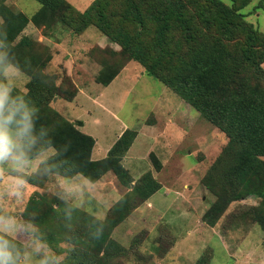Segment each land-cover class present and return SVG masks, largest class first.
<instances>
[{
    "label": "trees",
    "instance_id": "trees-1",
    "mask_svg": "<svg viewBox=\"0 0 264 264\" xmlns=\"http://www.w3.org/2000/svg\"><path fill=\"white\" fill-rule=\"evenodd\" d=\"M36 1L40 9L28 16L0 0V72L14 67L29 79L24 91L10 93L33 112L28 162L49 150L53 154L37 173L14 176L43 189L51 176H82L96 184L112 173L128 190L106 220L59 197L31 196L25 219L37 228L34 237L54 250H61L62 243L71 246L59 264H122L119 258L129 252L112 234L162 184L151 172L134 180L124 165L136 130L127 129L105 159L93 160L96 141L80 129L83 122L70 121L52 106L56 98L73 102L79 89L73 81L57 84L48 71L53 50L25 35L30 24L46 37L60 25L76 36L97 28L120 47H105L106 56L99 52L105 48L90 49L89 57L102 67L98 84L109 86L127 65L137 63L220 129L229 142L202 180L215 197L203 221L214 228L232 204L255 198L258 204L238 220L257 224L264 232V35L240 12L254 0H230L232 6L221 0H95L84 12L67 0ZM263 7L260 0L258 8ZM150 159L160 172L159 158L151 153ZM4 236L20 257L24 245ZM212 260L209 251L195 264Z\"/></svg>",
    "mask_w": 264,
    "mask_h": 264
},
{
    "label": "rangeland",
    "instance_id": "rangeland-1",
    "mask_svg": "<svg viewBox=\"0 0 264 264\" xmlns=\"http://www.w3.org/2000/svg\"><path fill=\"white\" fill-rule=\"evenodd\" d=\"M69 1L85 11L94 0ZM221 1L233 5L230 0ZM6 4L12 10L22 11L28 16L34 15L41 7L36 0H6ZM259 4L260 0H254L240 12L264 35V7L258 8ZM25 35L33 37L32 30H25ZM67 36L81 39L62 25L54 28L51 34L55 43L59 44ZM87 36L91 39L88 45L109 42L111 46L107 48H119L95 27H90L83 38L87 40ZM107 48L98 50L100 54H105ZM52 50L54 59L48 71L59 79L57 84L62 81L74 82V78L63 69L64 66L57 65L59 69L54 68L57 51ZM97 65L99 68L96 67V73L102 68L99 63ZM87 77L90 79L88 82L94 80L89 75ZM28 81V77L14 67L0 72V83L11 91L15 88L24 91ZM116 82L110 89L113 95L108 96L113 104L105 101L112 117L99 109L97 104L89 107V113L103 120L102 129L113 131V142L119 135L117 124L120 123L116 120L122 121L128 129L139 132L124 164L130 169L134 180L151 172L162 184L159 192L140 205L126 222L114 230L112 239L129 252L119 261L122 264H195L205 252L212 251L211 264H264V232L257 224L238 220L242 212L254 205L252 201L232 204L214 228L203 221L215 197L206 190L202 180L227 146L228 137L177 94L148 76L137 63H132L128 73ZM57 100L60 99L56 98L52 106L70 117L66 108L73 105L64 100L57 103ZM93 126V122L88 123V127ZM151 153L163 164L160 172L152 164ZM52 154V150L41 154L19 171H13L11 164L0 166V215L13 217L17 225L0 234L24 245L18 264H40L45 255L61 263L71 248L69 244L62 243L59 246L63 251L58 247L54 250L36 239L35 233H25L24 228L29 226L35 232L37 230L32 224H27L25 219V215L29 214L26 208L34 194L59 197L100 220H106L113 205L128 191L114 174L109 173L98 184H92L82 176L73 179L51 176L43 189L24 183L20 189L21 195H13L14 185L19 178L14 174L37 173L41 164ZM232 231L245 236V241L239 245L231 244L227 234ZM41 245V251L37 252L36 249Z\"/></svg>",
    "mask_w": 264,
    "mask_h": 264
},
{
    "label": "crops",
    "instance_id": "crops-1",
    "mask_svg": "<svg viewBox=\"0 0 264 264\" xmlns=\"http://www.w3.org/2000/svg\"><path fill=\"white\" fill-rule=\"evenodd\" d=\"M71 4L74 7H76L73 3ZM78 10L81 12H84L80 9ZM28 29L29 30L31 29L33 32V37L32 36L30 37L34 38L38 42H41V43H44L50 46L52 49L57 51L55 52L56 57H55V61L53 62L55 64L54 68L59 69L58 67L64 66L63 69L67 71L68 75H71L74 78V82L79 89V93L77 97L75 98V100L73 102H68V103H71L73 106L66 108L67 110L66 112L70 115V117H68L63 111H60V113H62L72 122H76V121L83 122V126L80 129L84 133L92 136L96 141V144H95V147L92 153L93 160L99 161V160L105 159L108 156L110 150L115 145V143L120 139L123 133L128 129V126L125 125L122 121L116 120L118 123H120V125L117 124V127L119 129V135L116 137V140L113 142L112 141L113 131L109 129H102L101 124L103 120L97 116H94L95 114L89 113L90 111L89 107L97 104V107L99 109L103 110L104 112H107L111 116L110 110L107 109V105L105 101L113 104V100H111L110 98L108 99V96H111V94L113 95L112 90L110 89H112L113 85L117 83L116 81H118L119 79L123 77V75H126L128 73L132 63L127 65L122 71V73L109 86L105 87L96 82V75L99 73L98 72L99 69L96 73V67L99 68V66L94 60H92L89 57L88 53L90 49H92L95 46H99L101 48H105L108 45L111 46V44H108L109 42H106V44L103 43V44L88 45L87 43L91 40L90 37L87 36L88 38L87 40L83 38L84 34L87 32L86 31L83 35L79 36V38H81L80 40H75V38H73L72 36L70 37L67 36L65 39H63L64 41L57 40V42L63 41L61 44H59V43H55L52 37L44 36L42 31L35 28L32 24H30L27 27L26 31ZM119 49L120 47L119 48L114 47L115 51H118ZM134 71H137V69H135ZM88 75L92 80L94 78V80L88 82L87 80H90L87 77ZM106 94H109V95H106ZM61 101L63 100H57V103H60ZM121 107L123 106L121 105ZM90 122H93L94 124L93 127H88V123ZM139 135L140 133L138 132V136L136 140L138 139ZM101 181H99L98 183H100ZM249 201H252L254 203L253 206H256L259 202L258 199L250 198L245 201L236 202V203H247ZM227 238L231 244H235V245H239L241 242L245 241V236H240L235 231H232L231 233L227 234Z\"/></svg>",
    "mask_w": 264,
    "mask_h": 264
},
{
    "label": "clouds",
    "instance_id": "clouds-1",
    "mask_svg": "<svg viewBox=\"0 0 264 264\" xmlns=\"http://www.w3.org/2000/svg\"><path fill=\"white\" fill-rule=\"evenodd\" d=\"M11 89L0 83V166L11 164L13 171H19L28 164L27 149L32 137L33 112L19 99L11 97ZM25 181L18 178L12 194L19 197L20 189ZM13 217L0 215V232L16 228ZM25 233L34 234L31 226L24 228ZM41 245L36 249L41 251ZM18 253L13 243L0 235V264H18ZM40 264H59L48 256L40 260Z\"/></svg>",
    "mask_w": 264,
    "mask_h": 264
}]
</instances>
